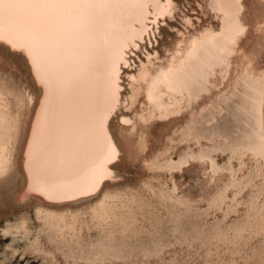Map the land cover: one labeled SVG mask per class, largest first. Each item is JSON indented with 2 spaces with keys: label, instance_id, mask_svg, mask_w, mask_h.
Masks as SVG:
<instances>
[{
  "label": "bare ground",
  "instance_id": "6f19581e",
  "mask_svg": "<svg viewBox=\"0 0 264 264\" xmlns=\"http://www.w3.org/2000/svg\"><path fill=\"white\" fill-rule=\"evenodd\" d=\"M211 8L220 18L219 31L208 29L191 35L189 28H193V22L185 17L187 27L174 33V46L163 45L160 50V41L165 33L172 39L170 31L176 28L174 21L181 13L176 0H89L58 9L7 2L0 4V44L11 41L17 49H26L23 54L19 51L12 54L24 59L29 72L30 68L33 69L31 81L35 76L40 81L38 85L34 84L36 89H42L38 92L39 104L31 118L21 154V186L12 188L9 197L18 207L34 199L36 213L45 227L57 231L63 239L70 236L71 241L62 240L68 248L76 240L77 245H73L82 252L86 261L111 263L130 255L123 246L124 242L118 245L116 241L90 247L89 253L84 251L85 243L77 237L81 215L71 211L80 203L98 200L92 210L97 220L134 221L132 217L124 216L125 210L128 214L131 210L122 199L123 195L110 191L121 178L118 165L127 154L123 136L134 138L140 134L139 128L142 130L154 121L181 117L188 110L192 113V120L186 125L193 133L202 120L196 117V106L213 94L217 75L220 74L225 82L232 78L231 58L240 38L236 35V26L242 25L246 31L241 21L244 6L242 0H211ZM142 49L145 50L144 58L138 55ZM235 81L237 85L243 83L242 93L251 103L258 122L261 121L264 89L244 76L237 77ZM232 93L223 95L232 100L229 99L234 95ZM223 98L217 102L218 106L224 103ZM29 99L33 104V96L29 95ZM219 110L224 112L222 108ZM213 111L206 116L203 113V120L207 117L212 122L217 120ZM20 128L21 116L12 109L4 87L0 86V180L10 175L12 152ZM113 129L119 132L116 140L111 137ZM255 134L257 139L253 147H264L262 132ZM140 135L143 136L142 133ZM213 150L192 154L190 158L210 159L212 165ZM187 159L182 156L177 166L184 165ZM12 229L8 226L4 232L8 234ZM15 229L29 233L25 221ZM74 252L70 249L68 254L74 257Z\"/></svg>",
  "mask_w": 264,
  "mask_h": 264
},
{
  "label": "rangeland",
  "instance_id": "374dc122",
  "mask_svg": "<svg viewBox=\"0 0 264 264\" xmlns=\"http://www.w3.org/2000/svg\"><path fill=\"white\" fill-rule=\"evenodd\" d=\"M178 4L181 13L176 18L177 22L174 21L176 28L170 31L173 37L169 39L165 33L158 49L161 50L163 45L174 46V33L187 27L185 17L193 22V28H189L191 35H198L203 30L221 29L220 18L211 8V0H179ZM242 5L245 11L241 21L246 32L250 26L254 35L243 42L240 36L231 58L230 81H222L218 74L213 94L196 106V117L202 118L199 125L202 124L203 128L198 125L193 133L189 132L186 124L191 123L192 113L188 110L181 117L154 121L142 130L139 128L143 136H123L127 154L118 165L121 178L110 191L123 195L122 199L131 210L129 214L125 210L124 216L132 217L133 224L122 223L123 220L98 221L92 213L98 200L71 208L72 212L81 215L83 223L80 220L77 225V237L86 244L84 251L87 253L97 244L108 245L116 241L121 245L124 242L123 246L130 255L111 263L86 261L82 252L73 245H77L76 240L68 248L65 241H71L70 236L63 239L57 231L45 227L36 213L34 199L18 207L9 197L12 188L21 186V154L39 93L24 59L14 54L7 55L6 51L9 57L0 59V86L4 87L12 109L20 114L21 128L12 152L10 175L0 180V264H264V147H253L256 132H262L264 137V106L262 120L258 122L251 103L242 93L243 83L237 85L235 81L237 77L244 76L264 89V67L261 66L264 64V0H242ZM138 55L144 58L145 50L142 49ZM231 92L235 97L233 95L229 97L232 100H227L226 95H231ZM29 95L34 98L33 104ZM223 97L224 103L218 106ZM224 104L230 106L227 108ZM221 108L223 113L219 110ZM209 110L215 112L218 121L212 122L210 117L203 120ZM180 130L186 131L182 134ZM211 150L212 165L210 159L190 158L192 154ZM181 155L188 159L178 167ZM22 221L27 223L28 234L15 229ZM8 226L14 229L6 234L4 230ZM120 231L122 233H117ZM68 249L76 252L74 257L68 254Z\"/></svg>",
  "mask_w": 264,
  "mask_h": 264
},
{
  "label": "snow or ice",
  "instance_id": "6c2138e0",
  "mask_svg": "<svg viewBox=\"0 0 264 264\" xmlns=\"http://www.w3.org/2000/svg\"><path fill=\"white\" fill-rule=\"evenodd\" d=\"M9 3L12 5H29V6H36L41 8H51V9H58V8H65L70 7L73 5H79L81 3H87L89 0H0V4L2 3ZM179 2V0H177ZM239 2V0H238ZM236 35L241 36L243 42L244 40H247L249 36L254 35L252 28L249 26L247 32L245 31V28L242 25H237L235 29ZM0 40H2V37H0ZM11 55L13 51H19L21 54H23L26 49L25 48H19L17 49L16 45L11 41H4L3 44H0V59H7L6 55ZM262 59H264V54H262ZM264 67V64L261 65ZM33 71V69L30 68V72ZM34 84L38 85L40 81L33 77ZM42 91V89H38V92ZM37 104H39V96L37 98ZM118 129H113L111 132V137L113 140L118 139ZM119 160V157H117V161Z\"/></svg>",
  "mask_w": 264,
  "mask_h": 264
}]
</instances>
